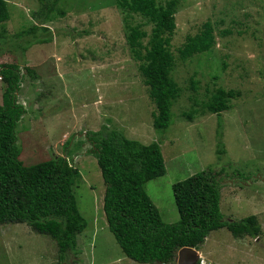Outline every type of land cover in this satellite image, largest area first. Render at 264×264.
Wrapping results in <instances>:
<instances>
[{"label":"rangeland","instance_id":"1","mask_svg":"<svg viewBox=\"0 0 264 264\" xmlns=\"http://www.w3.org/2000/svg\"><path fill=\"white\" fill-rule=\"evenodd\" d=\"M6 1L10 20L0 25L1 33L6 28L0 38V66L17 65L24 75L19 97L30 115L23 124L33 132L22 129L20 134L23 158H68L81 173L75 191L88 226L79 237L80 252L69 264H139L122 253L109 231L103 211L106 184L97 159L88 154L87 134L105 127L107 134L119 130L145 145L161 144L167 174L151 182L147 193L167 224L179 219L175 182L210 168L225 169L221 213L230 220L256 216L262 234L235 239L227 229L215 231L200 250V264H264V0L181 2L172 51L177 54L186 37L196 35L208 20L216 27L217 43L211 53L178 61L173 78L183 93L173 108L176 118L161 133L154 129L155 106L130 53L125 15L118 8L103 7L100 0H61L45 24L49 32L40 36L52 42L24 53L20 49L31 40L15 43L14 36L31 26L39 0ZM134 21L143 22L139 16ZM144 29L149 32L151 26ZM223 30L232 32L220 36ZM27 68L39 78L32 79ZM192 78L199 82L196 92ZM5 87L0 77V105ZM218 87L241 93L231 109L216 115L193 107L191 98L207 102ZM35 90L42 101L35 100ZM193 108L203 114L189 120L184 115ZM221 148L225 154L218 153ZM48 238L27 225L0 227V264H58V247Z\"/></svg>","mask_w":264,"mask_h":264},{"label":"trees","instance_id":"2","mask_svg":"<svg viewBox=\"0 0 264 264\" xmlns=\"http://www.w3.org/2000/svg\"><path fill=\"white\" fill-rule=\"evenodd\" d=\"M60 1L39 0V9L32 12L31 26L14 36L15 43L23 38L31 40L28 48L20 50L25 53L34 45L52 42V38L40 36L49 32L45 24ZM182 1H99L101 6H114L125 15L129 50L155 106L153 126L159 133L166 132L172 125L176 118L173 108L183 93L173 78L178 61L184 63L196 55L211 53L217 43L216 27L208 20L196 35L186 37L177 54L172 51L176 16ZM135 16L141 17L143 22L135 24ZM9 20L8 3L0 0V25ZM146 26H151L149 32L144 29ZM2 27L0 38L6 32ZM231 32L223 30L220 36ZM19 70L14 64L0 66V77L6 84L0 105V227L27 225L35 234L53 240L50 243L58 247V264H69V259L79 254V237L88 226L75 191L81 173L68 158L51 155L49 160L40 161V154L23 158L25 144H22L20 134L22 129L29 133L33 131L31 128L27 131L23 124L30 113L29 107L20 102L24 75ZM27 71L32 79L39 78L34 70L27 68ZM33 87L40 89L39 85ZM191 87L198 91L199 82L192 78ZM34 96L35 100L43 99L40 91L35 90ZM240 96L241 93L234 89L218 87L207 102L191 99L193 107L200 105L210 113L221 115L231 109L233 101ZM198 114L203 113L193 108L184 116L193 120ZM106 131L105 127L102 132L87 134L91 143L88 154L97 159L106 184L103 211L109 231L127 258L139 264H174L181 249L190 247L200 251L215 231L227 229L235 239L261 236L262 227L256 216L230 220L221 213L225 169L210 168L175 182L173 193L179 219L173 224L165 223L147 193L151 182L167 174L161 144L145 145L127 138L119 130L108 131V134ZM218 153L225 154L222 148ZM66 154L69 155V150Z\"/></svg>","mask_w":264,"mask_h":264},{"label":"water","instance_id":"3","mask_svg":"<svg viewBox=\"0 0 264 264\" xmlns=\"http://www.w3.org/2000/svg\"><path fill=\"white\" fill-rule=\"evenodd\" d=\"M201 252L190 247L181 249L177 255V264H199Z\"/></svg>","mask_w":264,"mask_h":264},{"label":"clouds","instance_id":"4","mask_svg":"<svg viewBox=\"0 0 264 264\" xmlns=\"http://www.w3.org/2000/svg\"><path fill=\"white\" fill-rule=\"evenodd\" d=\"M200 263V262H199Z\"/></svg>","mask_w":264,"mask_h":264}]
</instances>
